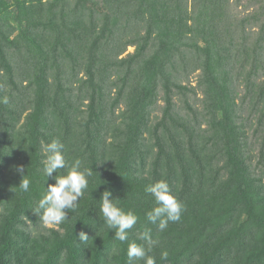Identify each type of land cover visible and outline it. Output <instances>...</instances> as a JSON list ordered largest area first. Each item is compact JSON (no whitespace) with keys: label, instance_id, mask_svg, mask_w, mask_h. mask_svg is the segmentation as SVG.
I'll return each instance as SVG.
<instances>
[{"label":"trees","instance_id":"16d2710c","mask_svg":"<svg viewBox=\"0 0 264 264\" xmlns=\"http://www.w3.org/2000/svg\"><path fill=\"white\" fill-rule=\"evenodd\" d=\"M16 1L19 3L18 12H24L22 23L26 32L33 38L41 37L42 42L35 43L34 38L35 40L27 43L37 86L33 98L31 96V101L36 103V112L30 127L33 135L27 141L28 145H31L27 156L25 148H21V152H24L26 175L31 180L30 190L23 192L16 187L20 176L15 170L9 174L8 181L2 180L6 176L2 168L6 169L7 162L6 165L2 163L3 166L0 163V264H128V242L116 240L114 232L106 227L99 213V197L105 189L112 192L114 202L120 207L132 210L138 216L137 224L129 230V241L147 248V243L141 240L139 235L145 228L151 229L155 243L149 254L155 257V264H264V212L256 204L258 202L254 201L255 193L252 195L246 182L241 181L244 167L233 160L236 165L235 173H228L229 166H232L231 160L228 165H216L217 168L214 169L217 157L225 152V144L228 143L226 139L220 144L216 142L217 152L207 156L209 141L202 140L197 134L193 135L185 119L181 122L170 113L172 106L169 103L163 122L165 134L159 132V124L155 129V153L153 147L146 144V150L139 151V159L133 164L131 161L135 154L132 155L130 147L135 139L128 138V144H122L121 147L125 149V157L120 156L111 173L102 176L97 167L96 150L94 145H91L93 156H90V163L93 175L88 178L89 187L79 200L77 208L74 211L69 210L68 219L59 225L63 232L56 230L51 235L39 234L38 238L23 230L25 219H30L31 225L39 220L40 216L35 215L32 209L47 187L44 182H53L51 178L39 177L44 167L38 162L37 156L41 140L47 141L46 130L52 131L55 139H59L63 132L66 139L72 137L76 124L72 119L73 98L72 89L68 86V77L83 69L93 78L97 68L96 50L103 40H106L108 33L111 37L112 19L116 24L123 22L126 29L132 23L142 21L145 29L140 38L152 41L151 46L154 48L151 53L146 52L145 45L141 48L138 72L125 110L128 118V122H125L127 129L134 128L137 133H140L146 120H149L151 112L147 107L154 99L159 75L168 79L169 84L165 85L166 99H170V87L173 85L169 82V74H166L164 67L173 60L179 47L185 45L184 39L190 38L188 33L181 29L190 19L186 18L185 11H179L178 14L171 11L165 0H73V11H68L70 0L48 2L47 5L42 0H39L38 4L32 2L33 0ZM205 1L214 4L216 0ZM45 8H48V11H45ZM68 13H71L70 16ZM215 13L213 8L198 14L194 23L197 34L194 49L205 57L203 64L207 65L202 71L206 72L204 78L207 88L215 91L219 103H225V99L230 98L231 107L228 114L233 116L235 104L229 87L234 86L235 81L238 82L240 78L249 86L255 87L257 83L252 76L260 66L264 69V59H260L259 55L252 58L249 71H246L247 37H242L237 30L228 31L232 33L228 41L231 46L238 44V38L243 39L234 56L231 47L224 46L219 40L217 21L213 16ZM263 13L253 18V22L260 28L258 37L255 36L256 48H261L264 41ZM97 19L100 22H97ZM81 46L87 47L86 58L78 55ZM239 55L244 57L241 64H238ZM231 58L236 60V64L233 63L236 67L234 77L231 74ZM106 69L108 67L102 68L101 71L105 72ZM133 70L129 67L123 75L125 81ZM50 76L54 85L49 82ZM32 80L33 78L30 82ZM91 83L89 85L93 88V93L91 92L89 97L95 118L83 124L87 130L92 127V130L96 131L99 126L103 127L105 121V128L109 123L111 129L113 119L106 121L108 117L105 107L101 114H97L93 103L97 91L102 93V88H97L98 86ZM226 83L225 93L223 87L226 88ZM261 89L264 90V86H261ZM122 94L123 89L120 95ZM45 106L51 107L49 128L38 133L39 118ZM168 119H171L172 125L166 123ZM178 125L188 136L191 148L189 154L187 142L180 139L183 135L177 129ZM35 131L37 135L34 134ZM149 131L150 129L145 130ZM197 139L201 141L200 147ZM21 140L25 141L24 135ZM67 141L69 142V139ZM2 148L0 161H9L14 157V148L11 152L6 144ZM64 155L67 156L66 150ZM104 157L102 154V158ZM65 159L69 162L74 160L67 157ZM223 170H226L228 175L225 179L221 178ZM37 179H40L42 184H38ZM160 179L168 182L172 193L185 206L180 221L170 223L163 232L148 223L145 216V212L153 205V198L145 192V186ZM241 202L252 207L255 219L249 220L253 212H248L246 223L234 226L231 212L234 211L233 207ZM81 231L90 237L86 245L78 241ZM162 250L168 252L167 259L161 258Z\"/></svg>","mask_w":264,"mask_h":264},{"label":"rangeland","instance_id":"374dc122","mask_svg":"<svg viewBox=\"0 0 264 264\" xmlns=\"http://www.w3.org/2000/svg\"><path fill=\"white\" fill-rule=\"evenodd\" d=\"M19 1L28 2L31 0ZM54 1L58 0H42L45 5ZM70 1V4H68L70 10L68 11H73L71 9L74 3L73 0ZM147 1L151 2L152 0ZM165 1L171 11H175L176 14L179 11H185L187 12L186 18L190 19L188 24H184L181 28L184 33H188L190 38L184 39L185 45L179 47L173 60H170L171 62L164 67L166 74H169V82L173 85L170 87L169 101L166 99L167 91L165 88V85L169 84L168 79L159 75L154 99L147 107L151 112L148 122L146 120L145 125L140 129V133H137L134 128L127 129V123L125 122H128V118H126L125 110L134 85L136 72H138L141 48L145 45L147 53H151L154 48L151 46L152 41H145L140 38L145 29L142 21L132 23L126 29L123 22L116 24V21L112 19L111 37L108 33L106 40H103L101 46L96 50L97 68L93 78L86 74L83 69L77 70L78 72L74 76L69 75L68 77L70 81L68 86L72 89L73 98L74 115L72 119L76 125H74L72 137L67 138L69 142L64 132L59 135V139L64 144L63 151H67L65 157L67 159L79 158L83 167L91 168L90 156H93L91 145H94L97 167L102 176H108L119 157H125V149L123 150L121 147L122 144L123 146L128 144L129 138L135 139L130 147L132 155L135 154L134 159L131 161L134 164V161L139 159V151L146 150V144L152 146L153 152H156L155 129L159 124V132L165 134L163 122H165L164 118L166 117V106L169 103L172 106L170 113H173L181 122L185 119L189 125L188 129L193 135L197 134L202 140L209 141L206 151L207 156L217 152L216 142L220 144L226 139L228 143L225 144V152L217 157L213 168L216 169L217 166L224 167L225 163L228 165V161L232 160V163L230 162L232 166H229L228 173L232 171L234 174L236 165L233 160L238 161L244 167L241 181L246 182L252 195L255 193L254 201L258 202L256 204L264 212V90L261 89V86H264V69L260 66L253 74L254 77L252 76V78L257 83L255 87L246 84L243 78H240L238 82L236 80L235 85L229 87L235 104H233L234 114L229 116L230 98L227 97L225 103H219L215 91L207 88L204 78L206 72L202 71L203 67L207 65L204 66L203 64L205 57L194 49L197 36L196 26L194 25L195 20L199 13L208 12L214 8L216 13L213 16L217 21L219 40L224 46L231 47L234 56L243 39L238 38V44L235 47L231 46L228 41L232 33L228 31L237 30L242 37H247L245 46L248 48V63L245 64V70L249 71L252 58H257L259 55L260 59H264V41L261 48H256L255 40L257 38L255 36L258 37L260 28L258 24L253 22L254 17L264 12V0H216L215 3L211 2L214 4H209L205 0ZM32 2L38 4L39 0H33ZM18 5L19 3L16 0H0V97L7 96L10 101L8 105L0 103V148L3 149L2 147L6 144L7 147H10V152L13 148L15 152L14 157L9 161L4 160L2 162L3 164L7 162L6 169L2 168V172L6 175L2 180L5 182L8 181L9 174L14 172L16 165L26 166L24 164V152H21V148H25L26 156L31 149V145H28L27 141L33 135L30 127L36 112V103L31 101V96L33 98L37 86L35 84V69L32 57L29 55L27 43L32 42L34 38L36 39H34L35 43L42 42L41 37L36 36L33 38L26 32L25 25L22 23L24 12L22 10L18 12ZM45 11H48V8H45ZM70 14L67 15L70 16ZM97 20V22H100L99 19ZM86 49L87 47L81 46L78 55L86 58L88 53ZM239 58L238 64H241L244 57L239 55ZM83 61L86 62V60ZM230 61L232 64L234 62L236 64V60L231 58ZM232 66L231 74L234 77L236 67L234 64ZM104 67H108V69L102 72L101 69ZM129 67L134 70L130 72L128 80L125 81L123 75ZM32 78L33 80L30 82ZM49 82L54 85L51 76ZM90 82L98 86L97 88H102V93L97 91L93 103H95L97 114H101L105 107V114L108 117L106 121L113 119L112 124H110L111 129L108 122V126L105 128V121L103 127L99 126L96 131L92 130V127L87 130L86 125H84L86 121L95 118L92 114L91 98L89 97L93 91V88H90ZM122 89L123 94L120 95ZM223 89L226 93L227 83L226 88L223 87ZM51 116V107L45 106L39 118L38 133H42L49 128L48 123ZM170 120H166V123L172 125ZM147 129H150V131L145 132ZM177 129L183 135V138L180 136V139L187 142V152L189 154L188 136L179 125ZM46 133L47 141L41 140L39 153L37 154L40 164H43L45 159L43 146L55 139L52 136V131L46 130ZM34 134L37 135V132L35 131ZM23 135L25 141L21 140ZM197 141L200 147L201 141L199 139ZM102 154L105 155L104 158H102ZM60 171L62 172V170ZM226 173V170H223L221 178L225 179L228 176ZM39 177H45L43 168ZM37 182L42 184L40 179H37ZM44 184H47V182H44ZM219 184L217 186H220ZM233 209L231 221L234 226L246 223L248 212H253V216L249 220L254 221L255 213L251 206H245L241 202ZM25 220L26 222L22 226L23 230L31 232L32 235L38 236V238H40L39 234L51 235L56 230L63 232L59 228L60 224L46 225L41 217H39L36 224L32 225L30 219Z\"/></svg>","mask_w":264,"mask_h":264},{"label":"clouds","instance_id":"9594fccd","mask_svg":"<svg viewBox=\"0 0 264 264\" xmlns=\"http://www.w3.org/2000/svg\"><path fill=\"white\" fill-rule=\"evenodd\" d=\"M0 103L8 105L9 98L7 96L0 97ZM63 150L64 144L59 139H53L43 146L45 155L43 173L53 182H48L47 187L44 186L45 190L32 212L39 215L46 225H59L68 219V211H74L77 208L79 200L89 187L88 178L93 175V169L83 167L79 158L71 162L67 161ZM15 171L20 176L19 184L16 187L23 192H28L31 180L26 175L25 167L18 165ZM145 192L153 198L151 209L145 212L148 223L155 225L159 232H163L170 223L180 221L185 206L172 193L166 180L160 179L146 185ZM99 213L103 217L106 227L114 232V238L121 242H128V264H141V262L155 264V257L149 254L155 243L152 239L151 229L145 228L139 235V238L147 243V248L134 241H129V230L137 224L138 216L132 210H125L117 202H114V197L109 189L100 193ZM89 238L83 231L78 234V241L85 245ZM160 256L162 259H167L168 252L162 250Z\"/></svg>","mask_w":264,"mask_h":264}]
</instances>
